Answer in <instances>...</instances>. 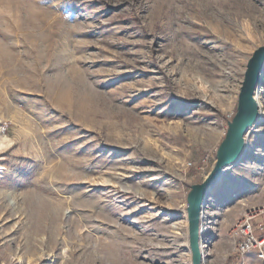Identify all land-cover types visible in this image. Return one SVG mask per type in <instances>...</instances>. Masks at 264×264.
Returning a JSON list of instances; mask_svg holds the SVG:
<instances>
[{"label": "rangeland", "instance_id": "rangeland-1", "mask_svg": "<svg viewBox=\"0 0 264 264\" xmlns=\"http://www.w3.org/2000/svg\"><path fill=\"white\" fill-rule=\"evenodd\" d=\"M262 45L264 0H0V264H192L187 195ZM256 95L203 264H239L230 226L264 206Z\"/></svg>", "mask_w": 264, "mask_h": 264}, {"label": "water", "instance_id": "water-1", "mask_svg": "<svg viewBox=\"0 0 264 264\" xmlns=\"http://www.w3.org/2000/svg\"><path fill=\"white\" fill-rule=\"evenodd\" d=\"M263 62L264 45L256 48L247 62L239 90L237 110L233 119L228 123L225 137L218 146L212 168L203 180L193 184L188 192L187 219L192 264H202L200 221L205 199L226 167L238 161L242 156L246 142L245 136L258 120L259 105L255 92L262 77Z\"/></svg>", "mask_w": 264, "mask_h": 264}, {"label": "built area", "instance_id": "built-area-1", "mask_svg": "<svg viewBox=\"0 0 264 264\" xmlns=\"http://www.w3.org/2000/svg\"><path fill=\"white\" fill-rule=\"evenodd\" d=\"M264 213V206L247 209L231 226L230 233L237 239L236 251L240 255L239 264H247L244 255L255 249L259 264H264V235H257L254 231L253 220Z\"/></svg>", "mask_w": 264, "mask_h": 264}, {"label": "crops", "instance_id": "crops-1", "mask_svg": "<svg viewBox=\"0 0 264 264\" xmlns=\"http://www.w3.org/2000/svg\"><path fill=\"white\" fill-rule=\"evenodd\" d=\"M255 222L258 223V225L262 227L261 230L264 231V214L258 215V217L255 219ZM257 233L258 235L261 234L259 233V231ZM244 260L246 261L247 264H259V259L256 255V250H250L247 253H245Z\"/></svg>", "mask_w": 264, "mask_h": 264}, {"label": "bare ground", "instance_id": "bare-ground-1", "mask_svg": "<svg viewBox=\"0 0 264 264\" xmlns=\"http://www.w3.org/2000/svg\"><path fill=\"white\" fill-rule=\"evenodd\" d=\"M261 75H262V77L264 76V62H263V64H262V66H261ZM262 77H261V79H262ZM255 95H256V92H255ZM256 97H257V95H256ZM258 105L260 106V102L258 103ZM258 121V120H257ZM246 138H247V135L245 136V141H246ZM245 144H246V142H245ZM212 189V188H211ZM203 231V227L201 226V232ZM201 238H200V250H201V255H202V260H201V263L203 264L204 263V256H205V252H204V248H203V244L201 243Z\"/></svg>", "mask_w": 264, "mask_h": 264}]
</instances>
